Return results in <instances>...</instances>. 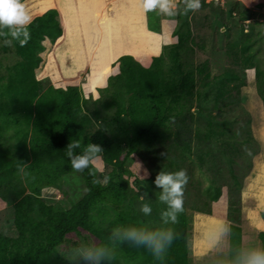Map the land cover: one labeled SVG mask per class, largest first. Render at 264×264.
Wrapping results in <instances>:
<instances>
[{
  "label": "trees",
  "instance_id": "16d2710c",
  "mask_svg": "<svg viewBox=\"0 0 264 264\" xmlns=\"http://www.w3.org/2000/svg\"><path fill=\"white\" fill-rule=\"evenodd\" d=\"M239 5V1H234V9ZM257 7L264 8V3ZM24 28L28 38L23 44L10 35L0 37L3 42L0 51L17 57L5 65L4 71L0 69V198L13 207V223L18 233L11 237L0 226V264H56L54 253L62 257L59 247L70 242V234L89 231L92 208L104 203L115 207L117 213L97 238L96 245L108 249L109 258L101 260V264H193L194 212L212 215V209L206 201L201 203L200 198L189 207L183 200V211L177 214L175 222L161 216L167 206L159 200L160 189L146 193L139 179H131L126 164L132 154L142 153L165 161L164 171H176L183 168L185 156L194 154L198 145V159L203 166L211 156L215 157L213 141L222 142L221 147L226 150L219 152L230 156L232 163L231 156L238 148L226 140L229 123L212 116L204 131L197 129L194 108L208 99L218 106L239 96L248 85L247 80L233 67L216 77L208 62L196 64L190 57L196 47L190 22L188 19L179 22L173 31L177 41L165 45L149 65L132 54L121 55L117 60L118 73L108 78L105 87L99 88L100 96L93 100L92 108L81 89L70 86L111 144L125 151L118 165H112L106 172L100 173L92 162L83 171H76L64 150L70 140L80 141V147L74 151L83 149L90 123L81 122L75 128L67 113L66 92L37 77L45 63L43 53L52 49L63 35L60 14L50 8L33 17ZM250 41L246 37L240 44H230V53L233 64L255 69L257 88L263 95L264 72L255 62ZM216 78L220 81L215 90L203 91L211 88ZM171 122L177 123L172 126ZM161 151L166 152L161 154ZM73 172L84 176L83 195L67 204L46 203L42 199L43 190H60L64 177ZM186 174L189 180V173ZM187 188L188 181L183 193ZM220 196L219 185L208 190L210 201ZM239 202L231 203L227 217L230 264H238L242 259ZM144 203L151 206L147 215L140 212ZM126 226L170 231L173 240L157 258L144 245L119 240L113 235L114 228ZM258 238L264 249V231L258 233Z\"/></svg>",
  "mask_w": 264,
  "mask_h": 264
},
{
  "label": "rangeland",
  "instance_id": "374dc122",
  "mask_svg": "<svg viewBox=\"0 0 264 264\" xmlns=\"http://www.w3.org/2000/svg\"><path fill=\"white\" fill-rule=\"evenodd\" d=\"M23 2L31 19L50 8L57 9L60 14L63 35L52 49L43 53L45 63L38 70L37 77L47 85L66 92L67 113L75 128L81 122L90 123L84 146L89 142L101 145L103 152L92 161L100 173L108 171L112 165L117 166L125 151H120L111 144L101 131V126L91 119L86 108L71 92L70 86H78L84 97L89 99V107L92 108L93 100L100 96L99 88L105 87L108 78L118 73L117 60L121 55H136L143 64L149 65L152 57L159 55L165 45L177 41L173 31L179 22L186 19L190 22L196 43L191 59L198 65L208 62L213 76L219 77L227 68L233 67L247 80L248 85L242 88L239 96H233L218 106H215L213 99H208L194 108V125L197 129L200 127L204 131L212 116L220 118L219 122L229 123L226 140L238 148L231 156L232 163L230 156L219 152L223 149L222 142L213 141L215 157L211 156L201 166L198 159L200 149L196 145L194 154L185 156L182 169L189 173L188 188L183 193L186 206L189 207L200 198V202L206 201L214 213L213 216L199 213L195 217L194 212L197 233L194 232L196 220L193 218L192 249L204 250L198 251V262L195 264L230 262L228 247L226 243L224 247L223 241H220V235L223 229L226 231V226L223 228V222L218 218L227 219L232 202L240 201L239 220L245 232V249H252L254 241L260 240L256 236L261 228L256 225H262L261 220L254 219V216H260L264 212V164L259 178L263 183L260 203L256 193L249 190L247 182L259 163L264 161V86L263 95H260L255 69L247 70L233 64L229 45L240 44L246 37H250L255 62L264 72V8H248L240 4L236 10L234 0H205L204 3L200 0L198 9L186 10L184 0H175L176 15L169 17L155 10L145 12L140 8L139 12L130 11L131 6L126 5L127 1L124 0H117L115 4L105 0L102 5L104 8L100 10L86 8L81 3L69 5L67 0ZM69 2L73 3L71 0ZM2 43L0 39V48ZM16 58L14 53L4 54L0 51V69L4 71L5 65L13 63ZM219 81L216 78L211 88H203V91L215 90ZM176 123L171 122L172 126ZM165 152L161 151V154ZM126 166L132 173L131 179H139L146 193H156L158 187L153 184V180L157 172L166 167L165 161L134 153ZM214 185L221 187V196L216 201H210L207 193ZM84 191V176L80 172H73L64 177L60 190L44 189L42 199L48 204L58 201L67 204L78 200ZM115 213L117 209L109 203L95 205L90 214L89 231L82 235L70 234V242L59 247L63 256L54 253L55 263L87 264L79 258L69 260L68 256L77 246L96 245L97 238ZM12 220L13 217L7 223L10 227H13ZM7 233L10 234L8 229ZM242 249L243 247V256Z\"/></svg>",
  "mask_w": 264,
  "mask_h": 264
},
{
  "label": "clouds",
  "instance_id": "9594fccd",
  "mask_svg": "<svg viewBox=\"0 0 264 264\" xmlns=\"http://www.w3.org/2000/svg\"><path fill=\"white\" fill-rule=\"evenodd\" d=\"M140 3L145 12L155 10L169 17L176 15L175 0H140ZM199 7L200 0H184L186 10H196ZM30 19L23 0H0V37L10 35L18 39L20 44L25 43L28 33L24 26L30 22ZM5 28L8 30L7 33L3 31ZM21 36L22 39H20ZM4 42L9 43L7 40ZM79 147V140H70L64 150L71 168L76 171L88 168L93 159L103 152L101 145L97 143L89 142L81 151H74ZM187 181L188 175L184 169L157 172L153 184L160 189L159 200L167 206L161 212V216H166L173 222L176 221L177 214L183 211V191ZM140 212L149 214L150 204H142ZM225 230L227 231V227ZM113 235L119 240H131L137 245H144L157 258L164 252L166 245L173 240V234L170 231H146L135 226L116 227L113 229ZM77 258L86 261L87 264H100L101 260L109 258L108 249L103 245L77 246L68 259ZM238 264H264V249L248 250Z\"/></svg>",
  "mask_w": 264,
  "mask_h": 264
},
{
  "label": "crops",
  "instance_id": "0c3cea01",
  "mask_svg": "<svg viewBox=\"0 0 264 264\" xmlns=\"http://www.w3.org/2000/svg\"><path fill=\"white\" fill-rule=\"evenodd\" d=\"M73 3L69 2V0H67V3H69V5H72V4H78V3H81L82 5H84L86 8L87 7H90L91 9H96V10H100L104 7H102V5H104V1L105 0H71ZM111 2V3H116L117 0H108V2ZM124 1H127L126 2V5H129L131 6V10L130 11H133V12H139L142 9V6H141V3H140V0H124ZM234 1H239L240 4L244 5L245 7H248V8H253L255 6H257L259 3H264V0H234ZM120 3V2H119ZM141 8V10H140ZM133 55V54H132ZM138 60L140 58H138L136 55H134ZM146 65V64H145ZM264 164V161L259 163V165L257 166L256 168V171L255 173L253 172L252 173V176L250 177V179L248 180V187H249V190L251 192H255L256 195L259 197L257 199V201L260 203V190L263 186V183H262V179H259L260 178V175L262 174V171H261V168ZM251 186V187H250ZM254 186V187H253ZM254 188H257L256 190ZM263 189V188H262ZM204 214V213H201V212H196L195 214V217H197V214ZM209 215V214H207ZM210 216H213V215H210ZM13 217L14 218V209L12 206L8 205L4 200H2L0 198V226L4 229L5 233L11 237H16L18 235L15 227H14V219L12 220V224H13V227H10L7 225L8 223V220ZM194 217V218H195ZM216 217V216H214ZM218 218V217H217ZM255 218H259V220H261L262 222V225H256L259 226L261 228L260 231H263L264 230V219L262 218V215L258 216V214H256V216H254V219ZM220 220H222L223 224V228L224 226L228 227V230L224 232V229L222 230L223 232L221 233L220 235V241H223L224 243V247H225V243H226V247H228V250H229V224L230 222L226 219V220H223L222 218H218ZM253 219V218H252ZM195 226H194V232L196 231L197 233V218H195ZM7 229L9 230L10 234L7 233ZM243 229V228H242ZM244 231V230H243ZM245 232L242 233V247H243V256L246 254V251L250 250L251 247L246 250L245 248ZM259 233V232H258ZM258 235V234H257ZM258 237V236H256ZM254 247L255 249H261L262 247V244H261V241H257L255 242L254 241ZM260 246V247H259ZM198 251H204V250H198V249H194L193 253H194V264L198 262ZM242 256V257H243ZM230 260V259H229ZM230 264V262L228 263Z\"/></svg>",
  "mask_w": 264,
  "mask_h": 264
}]
</instances>
